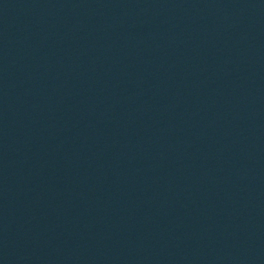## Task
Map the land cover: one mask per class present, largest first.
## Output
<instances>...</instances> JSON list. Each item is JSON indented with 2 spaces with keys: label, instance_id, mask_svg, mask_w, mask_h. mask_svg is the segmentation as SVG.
<instances>
[{
  "label": "water",
  "instance_id": "obj_1",
  "mask_svg": "<svg viewBox=\"0 0 264 264\" xmlns=\"http://www.w3.org/2000/svg\"><path fill=\"white\" fill-rule=\"evenodd\" d=\"M0 264H264V0H0Z\"/></svg>",
  "mask_w": 264,
  "mask_h": 264
}]
</instances>
